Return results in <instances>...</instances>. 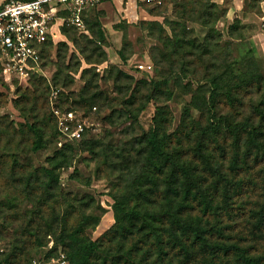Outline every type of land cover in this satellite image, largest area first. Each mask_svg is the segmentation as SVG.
Instances as JSON below:
<instances>
[{
    "label": "rangeland",
    "instance_id": "obj_1",
    "mask_svg": "<svg viewBox=\"0 0 264 264\" xmlns=\"http://www.w3.org/2000/svg\"><path fill=\"white\" fill-rule=\"evenodd\" d=\"M210 1H138L141 15L133 22L101 2L85 16L89 31L64 26L28 75L5 73L0 59V264H58L67 250L56 245L55 231L88 213L94 220L86 235L99 238L115 223V197L122 194L160 207L168 183L148 161L159 107L166 109L160 135L171 141L167 149L182 153L194 181L186 198L179 190L184 214L217 222L225 240L264 255V46L255 40L264 28V1L244 0L234 19L215 1L214 14L208 9L202 17V2ZM225 60L239 82L260 80L233 90L234 104L222 96L214 117L204 100ZM66 110L85 131L61 145L57 112ZM225 118L247 125L239 141ZM212 121L220 131L201 135ZM37 135L44 141L35 150ZM202 137L203 156L196 152ZM47 168L59 176L51 186ZM204 195L220 206L215 212L203 209ZM14 246L22 251L9 260Z\"/></svg>",
    "mask_w": 264,
    "mask_h": 264
},
{
    "label": "trees",
    "instance_id": "obj_2",
    "mask_svg": "<svg viewBox=\"0 0 264 264\" xmlns=\"http://www.w3.org/2000/svg\"><path fill=\"white\" fill-rule=\"evenodd\" d=\"M202 5L206 7L205 11L201 12L202 17L208 13V9L212 10L210 14H214L216 6L214 1H210L209 4L202 2ZM185 9L191 16L193 10L189 6ZM204 24L210 25L208 20L204 21ZM64 26L76 28L68 24ZM86 27L89 31L87 22ZM50 42L46 44L45 49ZM179 43L183 47L184 39ZM162 55L165 57L166 53ZM225 62L224 68L211 77L212 91L209 98L204 100V106L214 117L222 96V100L234 104L233 97L236 95L233 90H239L248 83L260 80L257 75L239 82V71L228 60ZM222 83L229 86V89L221 88ZM221 89L223 91H220ZM165 113V107L158 108L156 127L149 137L152 151L148 161L156 166L160 174L166 176L165 182L168 183L160 207L151 208L149 203L139 200L131 203L129 195L122 194L115 197V223L103 235L97 239H91L86 235V229L92 224L94 217L83 213L75 225L67 227L64 224L59 232L55 231L58 235L56 245L61 243L67 250L66 257L71 264H264V255L251 254L249 247L230 240V237V242L225 240L227 238L225 227L200 215L195 217L184 214L186 203L178 198L179 190L184 189L186 198L194 181L191 170L186 162L182 161V153L167 149L171 141L167 140L168 136L165 134L160 135ZM225 123L230 127L229 133L233 135L234 140L239 141L240 130L245 129L247 125L242 121L231 122L228 118H225ZM211 130L220 131V124L210 122L201 135L210 137ZM257 132L255 128L248 132L251 144H257ZM43 141V137L37 135L33 148L35 150L42 148ZM204 142L202 137L196 145V152L201 156ZM261 146L258 145L260 148ZM45 172L49 177L48 186H51L53 181H59V176L53 169L47 168ZM42 202H45L44 198ZM202 205L204 210L212 209L214 212L220 207L213 204V196L205 195ZM21 251V246H14V250L9 254V260L19 258Z\"/></svg>",
    "mask_w": 264,
    "mask_h": 264
},
{
    "label": "built area",
    "instance_id": "obj_3",
    "mask_svg": "<svg viewBox=\"0 0 264 264\" xmlns=\"http://www.w3.org/2000/svg\"><path fill=\"white\" fill-rule=\"evenodd\" d=\"M103 0H5L0 3V59L7 74L28 75L39 67L45 46L65 24L88 32L87 12ZM160 5L172 0H137ZM142 67L151 65H141ZM59 144L80 139L84 123L75 112H57ZM58 264L68 260L60 252Z\"/></svg>",
    "mask_w": 264,
    "mask_h": 264
},
{
    "label": "crops",
    "instance_id": "obj_4",
    "mask_svg": "<svg viewBox=\"0 0 264 264\" xmlns=\"http://www.w3.org/2000/svg\"><path fill=\"white\" fill-rule=\"evenodd\" d=\"M3 1L5 0H0V3ZM214 1L225 6L226 18L234 19L235 17L242 16L244 0ZM101 6L102 8H105L106 12H109L113 9L114 12L118 13L122 18H125L127 21L130 22L135 21L141 15L139 2L137 0H105L101 3ZM260 18L261 20H264V7L262 9ZM255 40L260 48L264 46V28L258 30L257 34H255Z\"/></svg>",
    "mask_w": 264,
    "mask_h": 264
}]
</instances>
